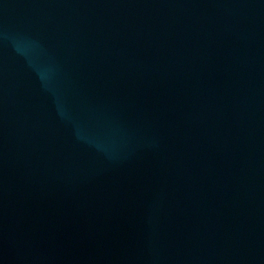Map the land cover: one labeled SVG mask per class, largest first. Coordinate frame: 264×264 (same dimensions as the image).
Wrapping results in <instances>:
<instances>
[{
	"label": "water",
	"instance_id": "water-1",
	"mask_svg": "<svg viewBox=\"0 0 264 264\" xmlns=\"http://www.w3.org/2000/svg\"><path fill=\"white\" fill-rule=\"evenodd\" d=\"M0 264H264V0H0Z\"/></svg>",
	"mask_w": 264,
	"mask_h": 264
}]
</instances>
